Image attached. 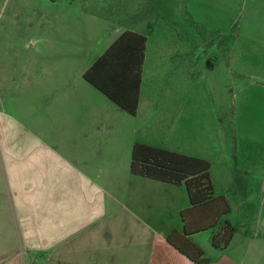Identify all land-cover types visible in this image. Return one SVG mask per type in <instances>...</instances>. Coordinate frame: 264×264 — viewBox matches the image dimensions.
I'll return each mask as SVG.
<instances>
[{
    "label": "crops",
    "instance_id": "crops-1",
    "mask_svg": "<svg viewBox=\"0 0 264 264\" xmlns=\"http://www.w3.org/2000/svg\"><path fill=\"white\" fill-rule=\"evenodd\" d=\"M56 19L47 18L43 39L27 56L10 38L0 43V264H193L166 241L182 232L184 186L130 171L134 144L149 146L133 138L141 83L131 116L83 78L101 55L76 80L65 77L64 19ZM249 19L232 36L230 48L239 53L229 55L228 68L236 63L234 111L251 110L247 133L238 134L245 125L236 122V133L214 151L158 148L206 161L214 196L229 205L214 228L188 236L208 264H264V133L252 119L261 111L264 126V1L249 6ZM240 38L249 46L243 55ZM218 58L206 56L204 68L214 71ZM182 107L188 118L189 105ZM224 223L234 234L215 248L212 237Z\"/></svg>",
    "mask_w": 264,
    "mask_h": 264
},
{
    "label": "rangeland",
    "instance_id": "rangeland-1",
    "mask_svg": "<svg viewBox=\"0 0 264 264\" xmlns=\"http://www.w3.org/2000/svg\"><path fill=\"white\" fill-rule=\"evenodd\" d=\"M254 1L0 0V43L10 38L15 52L27 56L37 48L33 43L43 39L47 18L54 22L60 16L67 46L64 76L76 80L80 68L102 55L120 32L142 34L146 50L133 138L153 148L165 145L186 154L198 149L214 151L223 137L236 133V122L245 125L238 134L250 128L251 110L233 108L235 93L230 87H235L236 63L230 73L228 68L229 55L239 53L230 48L232 36L249 22V6ZM242 40L237 42L239 55L249 50L241 46ZM209 55L220 57L210 72L204 68ZM223 86L228 87L227 94L219 92ZM224 101L229 106L218 107ZM185 104L190 108L188 118L181 117ZM178 113L179 126L174 129ZM252 117L258 121V134L264 133L261 111ZM247 211L253 213L254 207Z\"/></svg>",
    "mask_w": 264,
    "mask_h": 264
},
{
    "label": "trees",
    "instance_id": "trees-1",
    "mask_svg": "<svg viewBox=\"0 0 264 264\" xmlns=\"http://www.w3.org/2000/svg\"><path fill=\"white\" fill-rule=\"evenodd\" d=\"M146 37L134 32L120 34L106 51L83 74L84 80L113 102L135 116L138 107ZM130 171L156 181L183 185L189 207L180 212L182 232H172L167 243L193 264H208L201 249L188 236L214 228L229 211L224 197L214 196L206 161L190 158L142 144H134ZM234 229L224 223L212 237V246L224 248Z\"/></svg>",
    "mask_w": 264,
    "mask_h": 264
}]
</instances>
